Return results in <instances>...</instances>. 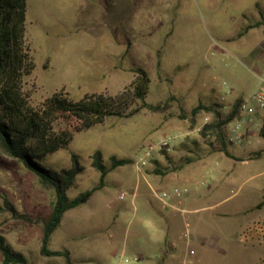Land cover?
<instances>
[{"label": "rangeland", "instance_id": "rangeland-1", "mask_svg": "<svg viewBox=\"0 0 264 264\" xmlns=\"http://www.w3.org/2000/svg\"><path fill=\"white\" fill-rule=\"evenodd\" d=\"M261 16L264 18V0H26L25 37L34 70L25 80V91L31 106L58 92L74 102L92 94L115 97L131 83V72L138 68L149 78L146 105L174 98L164 114L144 109L131 119H107L74 134L66 150L41 163L58 171L70 166L72 155L79 158L83 173L67 193L74 200L99 184L100 175L91 168L95 152L102 154L105 167L110 166L111 157L130 161L106 176L93 204L79 207L61 222L51 236L50 251H66L68 264H127L123 260L131 261V257L121 258L123 246L129 251L135 228L148 232L152 222L143 214L146 201L157 205L151 190L170 195L177 190L178 196L169 203L179 208L175 217L178 232L185 235L183 243L192 240L190 233L196 223L214 228L239 223L243 227L232 236L229 253L224 248L210 251L196 263L195 246L190 245L186 264H260L264 260L263 248L241 239L245 228L264 222V207L255 209L264 201L262 123L241 145L228 147L239 159L232 160L193 134L212 115L200 114L194 125L189 119V112L198 104L216 103L228 109L235 100L248 101L260 92L264 85L262 29L251 30L239 40L235 37ZM65 126L60 122L56 130ZM231 127L233 123L228 129ZM186 133H191L189 138L173 146L167 156L153 160L158 165L150 161L140 167V174L136 172L134 164L150 145ZM193 141L198 142L197 147ZM256 152L260 156L249 161ZM185 158L193 162L184 164ZM174 167L180 168L170 172ZM164 169L169 171L166 176L155 173ZM3 199L19 214L35 220L51 214L55 194L19 164L0 160V206ZM102 199L105 204L100 206ZM208 206L216 207L189 213ZM242 211L247 212L243 215ZM0 236L27 264H67L65 257L39 255V226L0 214ZM1 260L0 256V264Z\"/></svg>", "mask_w": 264, "mask_h": 264}, {"label": "trees", "instance_id": "trees-1", "mask_svg": "<svg viewBox=\"0 0 264 264\" xmlns=\"http://www.w3.org/2000/svg\"><path fill=\"white\" fill-rule=\"evenodd\" d=\"M25 20L26 0H0V160L13 161L33 174L41 185L53 190L55 201L47 218L33 220L19 214L5 199L0 206V214H8L17 222L39 226L42 232L39 255L46 258L65 257L68 264L67 252L49 250L51 236L59 228L64 214L85 205L104 187V180L109 173L130 164V161L111 157L110 166L105 167L102 154L95 152L91 156V168L99 173V184L74 200H69L67 193L75 187L77 177L83 173L79 158L72 155L70 166L58 171L45 168L41 163L49 156L66 150L74 134L102 125L107 119H131L144 109L151 114H164L169 110L174 98L170 97L156 106L146 105L149 78L143 69L138 68L131 72V83L115 97L92 94L74 102L64 92H58L38 106H31L25 91V80L33 72L34 64L25 37ZM254 29H262L264 33L263 16L254 24L244 26L235 39L243 38ZM242 102L235 100L228 109L216 103L198 104L189 112L192 125L200 114L212 115L211 121L199 130L197 137L212 149L215 147L217 153L228 159L235 160L228 151L224 130L234 121ZM60 122H65L66 126L56 130V125ZM263 130L264 121L261 135ZM192 144L197 147L198 142L193 141ZM181 147L186 148L185 145ZM161 155L167 156L165 152ZM259 156V152L253 153L248 160ZM184 160V164L193 162V159ZM153 163L158 165L156 161ZM179 168L174 167L170 172H176ZM164 170L155 173L161 176L169 173L167 169ZM263 207L264 201L255 209L261 210ZM0 256L1 264H27L23 255L14 251L2 236Z\"/></svg>", "mask_w": 264, "mask_h": 264}, {"label": "crops", "instance_id": "crops-1", "mask_svg": "<svg viewBox=\"0 0 264 264\" xmlns=\"http://www.w3.org/2000/svg\"><path fill=\"white\" fill-rule=\"evenodd\" d=\"M258 126L259 123H256L251 126H245L244 137L248 136L253 131V129L257 128ZM185 153L191 154V151H185ZM233 158L235 160H239L236 157ZM159 166L163 168V165L161 163H159ZM147 171H150V169H148ZM103 188L101 190H103ZM98 192H96L85 205L91 203L93 204V202H95V200H97L98 198L97 197ZM146 197L150 198V196H146ZM155 202L157 203V205L151 201H146V203L143 206L144 217L148 220L152 219V222L149 225V231L146 232V228L143 229L141 227L135 228L133 232L134 239L133 242L131 243L129 251L126 245L123 246L121 258L124 259L127 254H129L131 257V261L126 259L123 260V261H127L128 262L127 264H174V262H176L175 264H179V263L186 264L185 259H187L188 252H190L189 251L190 245L195 246L193 248L195 254L192 255L195 256L194 260L196 261V263H200L201 261H203V259L209 256L208 254L210 251L220 252L222 248H224L227 251V253H229V251H231L230 243L232 238L235 235H238L239 232L243 229V227L239 223L230 224L229 227H226V225H224L215 228L214 226H209L208 223L205 225L196 223L190 233L192 237V240L190 241L191 243L190 242L189 244L188 242L183 243L184 241L183 238L185 237V235H183V233L180 231L178 232L177 222L175 217V215L178 214L177 211L179 210V208L174 204H171L174 207V209L172 208L164 209L159 205V203L156 200ZM99 204L100 206L104 205L105 201L103 199L101 201L99 200L98 205ZM176 205H180V202H177ZM214 207L216 206H208L199 209H193L190 210L189 213L191 214L202 213ZM77 209L65 213L62 221L67 218L69 219L70 215L74 214ZM246 212L247 211H242L241 214L244 215ZM136 215H137V209L135 214L133 215L134 218L132 217L128 221L127 224L128 231H130V228L135 222ZM251 223H253V221ZM182 253H183V257L180 259L179 256H181ZM177 257L178 260H176Z\"/></svg>", "mask_w": 264, "mask_h": 264}, {"label": "built area", "instance_id": "built-area-1", "mask_svg": "<svg viewBox=\"0 0 264 264\" xmlns=\"http://www.w3.org/2000/svg\"><path fill=\"white\" fill-rule=\"evenodd\" d=\"M223 103L224 101L221 100ZM264 121V85L260 89V92L253 96L251 100L243 101L238 109L237 115L234 119L233 127L224 130L225 141L229 147L239 146L244 142V128L245 126H251L256 123H262ZM205 126L197 128L193 134H197L199 130ZM191 133L186 134H174L165 139L150 145L143 153L142 157L134 164L135 170L140 174V167L146 166L151 160H154L161 156V153L165 152L169 154L172 147L180 143L183 139L189 138ZM185 193V191H183ZM179 191L174 190L173 193L158 194L151 190V196L160 204L162 208L174 207L169 203L173 197L178 196ZM241 239L244 243H251L264 249V222H257L251 226L245 228L241 233ZM125 263V262H124ZM264 264V260L260 262Z\"/></svg>", "mask_w": 264, "mask_h": 264}]
</instances>
